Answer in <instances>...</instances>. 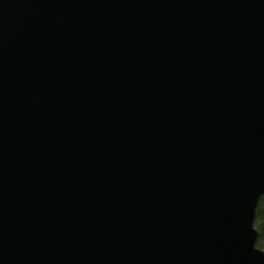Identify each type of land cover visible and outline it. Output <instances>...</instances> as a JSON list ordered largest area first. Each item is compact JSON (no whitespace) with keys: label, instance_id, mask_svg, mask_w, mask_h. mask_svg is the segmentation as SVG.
<instances>
[{"label":"water","instance_id":"obj_1","mask_svg":"<svg viewBox=\"0 0 264 264\" xmlns=\"http://www.w3.org/2000/svg\"><path fill=\"white\" fill-rule=\"evenodd\" d=\"M264 0H0V264H264Z\"/></svg>","mask_w":264,"mask_h":264},{"label":"trees","instance_id":"obj_2","mask_svg":"<svg viewBox=\"0 0 264 264\" xmlns=\"http://www.w3.org/2000/svg\"><path fill=\"white\" fill-rule=\"evenodd\" d=\"M254 226L259 232L257 247L264 250V196H261L258 201Z\"/></svg>","mask_w":264,"mask_h":264},{"label":"rangeland","instance_id":"obj_3","mask_svg":"<svg viewBox=\"0 0 264 264\" xmlns=\"http://www.w3.org/2000/svg\"><path fill=\"white\" fill-rule=\"evenodd\" d=\"M263 250V249H262Z\"/></svg>","mask_w":264,"mask_h":264}]
</instances>
